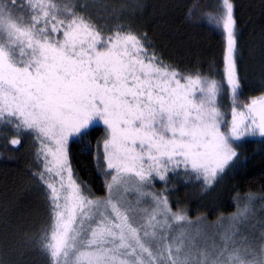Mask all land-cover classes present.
<instances>
[{
    "label": "snow or ice",
    "instance_id": "obj_1",
    "mask_svg": "<svg viewBox=\"0 0 264 264\" xmlns=\"http://www.w3.org/2000/svg\"><path fill=\"white\" fill-rule=\"evenodd\" d=\"M234 7L219 0L202 14L223 34L216 79L165 63L146 33L98 24L87 3L0 0V127L16 133L13 146L25 133L39 145L41 167L32 175L46 189L49 223L29 240L48 264H264V233L258 244L237 239L251 214L247 205L217 243L184 227L193 222L173 211L167 189L149 190L179 171L210 186L234 166L235 145L264 137V91L240 99ZM225 92L228 111L220 103ZM101 124L97 166L102 157V170L114 174L107 197L93 198L74 178L69 143L90 150L85 137ZM145 199L150 207L141 206Z\"/></svg>",
    "mask_w": 264,
    "mask_h": 264
},
{
    "label": "trees",
    "instance_id": "obj_2",
    "mask_svg": "<svg viewBox=\"0 0 264 264\" xmlns=\"http://www.w3.org/2000/svg\"><path fill=\"white\" fill-rule=\"evenodd\" d=\"M101 2L111 8L100 20L94 18L98 24L111 17L115 23H108L109 28L123 25L137 34L146 33L155 52L179 71L222 78L223 34L209 25L202 15L206 11H214L219 0ZM232 2L238 26L240 99L246 101L248 97L264 91V0ZM137 4L140 7H136ZM190 8L193 9L191 16ZM228 97L225 92L220 98L225 111L230 109ZM104 136V126L97 125L85 137V141L91 144L90 150L82 151L79 143L70 142L69 146L75 176L96 198L107 193V179L95 158L97 141H102ZM8 141H5V146L1 145L0 154V261L3 264H48L47 257L29 240L33 238L34 241L40 229L49 222L46 189L32 175L39 170L36 145L26 138L19 146ZM235 146L239 155L234 166L210 186H205L203 178L183 173L178 176V182L170 183L169 189L167 186L164 188L169 192V201L174 209L184 210L191 221L208 219L221 222L251 202L257 206L264 203V137L246 138ZM249 196L255 199H245Z\"/></svg>",
    "mask_w": 264,
    "mask_h": 264
},
{
    "label": "rangeland",
    "instance_id": "obj_3",
    "mask_svg": "<svg viewBox=\"0 0 264 264\" xmlns=\"http://www.w3.org/2000/svg\"><path fill=\"white\" fill-rule=\"evenodd\" d=\"M101 1L102 0H71V3H74L76 5L87 3L89 5V8H88L89 14H91L93 16V18L100 20V18H102L103 15L107 14L106 10H109V8H111V7L103 6V3ZM109 18H111V17H109ZM109 18L102 20V24L109 27L110 23L111 24L115 23V21L112 20L113 18H111V19H109ZM228 99H229V97H228ZM224 106H226V108L229 109V107L226 104ZM15 136H16V133L11 128L0 127V143H1L0 144V154H1V150H2L1 145L5 146V144H7L5 141H7V139L10 140L11 138H14ZM257 137L258 136L249 137V138H257ZM19 138H20V140H22L23 138L29 139L32 144L36 145V150L39 147L38 143L35 141L34 137L31 134L25 133V134H22ZM69 146H70V143H69ZM101 152H102V141H101ZM237 152L239 154L238 149H237ZM35 153H36V151H35ZM38 167L40 170L41 166H40L39 162H38ZM100 169H101V172L103 173V175L106 177L107 183H109L111 181V175L114 173H112L111 170H107L108 174H106L105 171L102 170V169H105V163H104L102 157L100 160ZM73 173H74V171H73ZM183 173H185V172L179 171L177 174L169 173L167 183L161 182L159 180H155L153 188H151L149 190L155 191V192H161V191H164V188L166 186L169 189L172 183H176V182H178V180H180L178 178V176H180ZM74 178L77 179V182L79 183V180L75 176V173H74ZM85 194H87V192ZM164 194L167 195L168 199H169V195H168L169 192L165 191ZM107 195H108V191L102 198L107 197ZM93 198H96V197H93ZM136 198L137 197L134 193L128 194L129 200L135 201ZM263 201H264V199H263ZM254 202H256V201H254ZM169 203H170V201H169ZM258 204L259 205L257 206V204L251 202L249 205H247L251 209V214L249 215L248 222L246 224H244L242 226H238L239 227V234L237 236V239H239L240 236H243V237H246L248 241L253 242L254 244L259 243L260 235L262 233H264V203L260 202ZM141 206L142 207H150L151 201L145 199V200H143ZM171 207H172L173 211H177L176 209L173 208L172 205H171ZM244 208H245V206L242 209H244ZM203 220L204 219H201V220L193 219L192 220L193 224L191 226L184 225V227L199 228L209 241L215 240L217 243H219L220 237L224 233V229H226L229 226V223H230L229 218L226 221H221V222H218V221L214 222V221H212V220L210 221L208 219H207V221L206 220L203 221Z\"/></svg>",
    "mask_w": 264,
    "mask_h": 264
}]
</instances>
